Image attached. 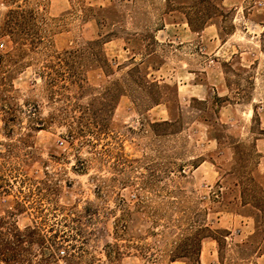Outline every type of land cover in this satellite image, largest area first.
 <instances>
[{
  "label": "rangeland",
  "instance_id": "obj_1",
  "mask_svg": "<svg viewBox=\"0 0 264 264\" xmlns=\"http://www.w3.org/2000/svg\"><path fill=\"white\" fill-rule=\"evenodd\" d=\"M213 2L0 0V218L22 264H264V0ZM20 8L44 38L25 52L2 34Z\"/></svg>",
  "mask_w": 264,
  "mask_h": 264
},
{
  "label": "trees",
  "instance_id": "obj_2",
  "mask_svg": "<svg viewBox=\"0 0 264 264\" xmlns=\"http://www.w3.org/2000/svg\"><path fill=\"white\" fill-rule=\"evenodd\" d=\"M207 3V13L203 16H212L213 11H218L213 0H205ZM212 13V14H209ZM216 14V13H215ZM39 14L35 10H11L4 19L2 27V34L11 38L17 49L25 52L28 49L33 50L41 46L44 42V38L41 36L39 29ZM207 23H205L206 25ZM189 25L193 27L192 22L189 20ZM201 27L200 30H202ZM96 44V43H95ZM28 48V49H27ZM3 62V58L0 57V66ZM1 101H4L1 98ZM6 105V104H5ZM7 108V106H6ZM5 107L1 111L5 113L4 122L7 128L15 122L18 117L15 113L9 111ZM184 171V169H183ZM152 181L145 183L151 184ZM210 231L209 227L203 226L201 229L196 230L193 235V241H195L196 251H201L202 242L205 238L210 236L202 235V232ZM25 240L24 234L16 226L6 222L3 218H0V261L4 264H22L24 262L23 252H25Z\"/></svg>",
  "mask_w": 264,
  "mask_h": 264
},
{
  "label": "crops",
  "instance_id": "obj_3",
  "mask_svg": "<svg viewBox=\"0 0 264 264\" xmlns=\"http://www.w3.org/2000/svg\"><path fill=\"white\" fill-rule=\"evenodd\" d=\"M243 2V0H222V6H223V8L224 9H232L233 7L234 8H237V6H239L241 3ZM261 23H264V16H261V20H259ZM261 26V25H260ZM213 27H215V25H214V23L213 24H209V25H207L206 27H204L201 31H193V34H195V35H198V36H200V38L203 40V38L205 37V35L210 31V29H212ZM216 27H218L217 25H216ZM262 27V26H261ZM216 77H221V78H223V81H224V85L225 84H227L228 83V80L226 79V77L223 75V72H222V75H220V73H219V75L217 74L216 75ZM207 78H208V82H209V84L211 83L212 84V78H211V76L210 75H208L207 74ZM215 82V81H214ZM216 82H217V80H216ZM218 82H220V81H218ZM216 85V84H215ZM219 85V84H218ZM216 87H217V85H216ZM219 87V86H218ZM217 87V89L218 90H223V87H219L218 88ZM223 111L225 112V115L226 114H228V106L227 107H225L224 109H223ZM223 111L221 112V115H222V117H223ZM254 114H255V112H254ZM249 116V115H248ZM226 117V121L228 122L230 119L229 118H227L228 116H225ZM262 129H264V127L262 128ZM264 145V136L263 137H261V138H259V139H257L256 140V148H257V150H258V152H264V149H263V146Z\"/></svg>",
  "mask_w": 264,
  "mask_h": 264
}]
</instances>
